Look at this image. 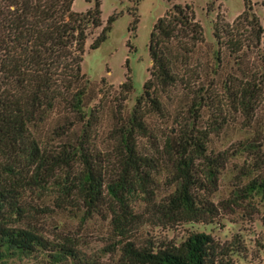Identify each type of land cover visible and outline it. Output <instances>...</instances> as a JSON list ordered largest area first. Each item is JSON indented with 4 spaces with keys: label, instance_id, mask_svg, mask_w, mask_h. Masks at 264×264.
Wrapping results in <instances>:
<instances>
[{
    "label": "trees",
    "instance_id": "1",
    "mask_svg": "<svg viewBox=\"0 0 264 264\" xmlns=\"http://www.w3.org/2000/svg\"><path fill=\"white\" fill-rule=\"evenodd\" d=\"M86 1L94 6L75 12L74 0H0V264L25 258L43 259L42 264H238L236 256H247L240 239L222 243L198 231L180 242L141 235L146 224L213 223L221 215L213 195L233 154L249 153L253 161L245 173L248 181L221 206L251 208L253 200L264 198L258 136L237 143L232 154L210 149L211 135L219 134L233 114L213 83L197 85L181 75L205 42L193 7L173 4L157 19L149 45L150 77L130 112L114 111L108 147L102 150L96 111L87 110L96 100L95 86L82 62L91 35L101 29L90 45L94 50L109 38L119 15L104 26L101 0ZM262 21L264 16L261 20L246 4L232 23L218 16L213 27L216 70L226 54L236 65V72L222 80L226 100L249 124L264 100ZM137 23L136 17L132 30ZM253 54L256 64L249 62ZM181 81L188 115L159 139L150 116L163 113L162 96ZM133 91L127 75L119 95L125 100ZM205 110L212 111L208 123ZM164 175L172 191L161 196ZM57 212L81 223L96 217L108 221L111 243L101 255L90 256L74 235L51 240L39 219ZM105 255L108 263L100 260Z\"/></svg>",
    "mask_w": 264,
    "mask_h": 264
},
{
    "label": "rangeland",
    "instance_id": "2",
    "mask_svg": "<svg viewBox=\"0 0 264 264\" xmlns=\"http://www.w3.org/2000/svg\"><path fill=\"white\" fill-rule=\"evenodd\" d=\"M173 4H188L193 7L197 20L203 26L205 37V42L199 45L192 55L190 64L181 69L182 77L191 79L197 85L203 81L207 87L209 83H213L218 97L225 103L224 108L233 114L219 134L211 135L210 149L215 152L229 149V154H232L237 143L258 136L260 150L264 153V100L258 105L255 119L250 124L245 121L243 115L233 113L226 100L222 80L236 72V65L226 54L222 67L216 70L214 52L217 45L213 35L214 22L218 16L232 23L244 11L246 4L252 6L253 11L263 20L264 0H138L137 4L130 0H101L104 26L110 16L114 14L119 16L112 25L109 38L94 50H90V45L101 29L91 35L82 62V72L92 81V86H95L93 93L96 100L87 110L91 115L94 110L96 111L95 118L101 131L97 141L98 147L107 150L106 134L111 128L114 111L124 107V112H130L137 97L142 93L153 64L149 52L151 32L157 19L165 15ZM211 4L212 11L208 10ZM134 5L137 8L135 12ZM93 6L94 1L73 2L75 12H86ZM136 17L137 27L136 30H132L131 24ZM249 62L256 64L257 57L251 55ZM127 75L132 78L134 91L122 100L119 95L120 86L126 81ZM181 83L182 81L162 96L163 113L150 116V127L159 139L175 126L177 118L181 120L184 115H188L190 102ZM211 115L212 111L205 110L204 122H210ZM252 161L253 156L246 152L229 157L220 175L218 191L213 195V201L221 211V215L213 223H184L170 228L146 224L141 229L142 238H152L159 242L170 240L180 242L189 232L198 231L210 233L222 243L240 239L247 249V256L246 258L236 256L238 264H264V198L257 197L253 200L251 208L241 204L224 209L220 204L221 201L230 199L234 190L248 181L245 173ZM165 179V175L161 176V196L167 191H172V188L166 185ZM39 226L42 233L54 241H57L59 235H74L85 255H101L100 251L111 243L108 221H103L101 217L81 223L80 218L75 219L67 212H57L52 216L40 218ZM100 260L108 263L109 255L101 256ZM42 263L43 259L34 258L15 259L10 262V264Z\"/></svg>",
    "mask_w": 264,
    "mask_h": 264
}]
</instances>
